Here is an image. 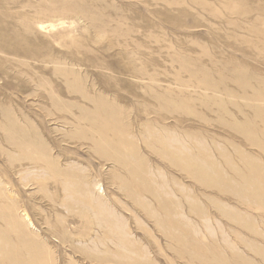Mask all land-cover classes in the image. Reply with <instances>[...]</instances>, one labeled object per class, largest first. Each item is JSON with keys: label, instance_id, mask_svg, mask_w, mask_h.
<instances>
[{"label": "rangeland", "instance_id": "rangeland-1", "mask_svg": "<svg viewBox=\"0 0 264 264\" xmlns=\"http://www.w3.org/2000/svg\"><path fill=\"white\" fill-rule=\"evenodd\" d=\"M3 192L0 264H264V0H0Z\"/></svg>", "mask_w": 264, "mask_h": 264}, {"label": "bare ground", "instance_id": "bare-ground-1", "mask_svg": "<svg viewBox=\"0 0 264 264\" xmlns=\"http://www.w3.org/2000/svg\"><path fill=\"white\" fill-rule=\"evenodd\" d=\"M45 10L46 9H44V11ZM26 23H27V21H26ZM100 103H101V100L99 101L98 104H100ZM104 104L110 106V104H108L107 102L106 103L104 102ZM106 105H104V107ZM110 107H109V109H110L109 111L103 110L104 114H101L100 116L96 115V116L91 117L90 122H88V124H86V126L89 130L92 129L97 133L95 136H93V139L96 141H104L107 143H109V142L112 143L114 137L116 136L115 130H114L115 125H116V122H115L116 120L114 118L115 113L113 112L112 107L111 108ZM97 152H98V150H97ZM100 156L104 157V159H109L105 153H104V155H100ZM31 158H33V157H31ZM41 161L45 163L46 167H44V168L45 169L47 168L46 170L50 171L51 174L54 175L57 173L58 176L62 175L64 177L62 182L64 181V183H67V182L69 183L70 182L69 180L75 178V176H76V175L69 174V173L68 174L62 173L59 170V167L57 166L56 162L54 163L50 159L44 160V158H43V159H41ZM84 183L88 184L89 186L94 185V183L91 181H84ZM94 187H95V185H94ZM87 191L90 194H88V199H85V201H87L88 203H91V201L94 200L93 193H92V192H94V190L89 187L87 189ZM3 195L5 196L6 200L8 199L10 201H8V203L4 202V200L0 202V218H1V220L5 222V225L8 228L13 230L20 237L21 244L24 245L27 250L30 249L32 251H35V250L44 251L43 246H39V245H42L44 243V241L39 242L35 238L28 237V235H27L28 232H30L29 231V229H30L29 225L31 224V221H30L28 214L25 211V209L22 207L21 211L23 213L20 214L21 211L18 212L19 211L18 209H20V208H18L19 205H18L17 199H15V197H13V195H11V193H8V192H6V193L3 192ZM80 201L82 202L83 200H81V198H80ZM63 205H64V203H63ZM20 206H22V205H20ZM94 209H96V208H94ZM94 209L92 210V214L90 215L92 217V220L91 221L89 220V223H90L89 226L91 227V229H92L91 225L93 224V221L97 216V212ZM87 215H88L87 213H82V214L80 213L79 215H77V217L78 216H87ZM48 239H49V237H48ZM64 240H65L64 238H61V242H64ZM91 262H92V260H91Z\"/></svg>", "mask_w": 264, "mask_h": 264}]
</instances>
